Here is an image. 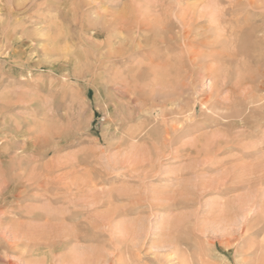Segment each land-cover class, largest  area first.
Instances as JSON below:
<instances>
[{
	"label": "rangeland",
	"instance_id": "374dc122",
	"mask_svg": "<svg viewBox=\"0 0 264 264\" xmlns=\"http://www.w3.org/2000/svg\"><path fill=\"white\" fill-rule=\"evenodd\" d=\"M248 94L264 0H0V264H264Z\"/></svg>",
	"mask_w": 264,
	"mask_h": 264
},
{
	"label": "bare ground",
	"instance_id": "6f19581e",
	"mask_svg": "<svg viewBox=\"0 0 264 264\" xmlns=\"http://www.w3.org/2000/svg\"><path fill=\"white\" fill-rule=\"evenodd\" d=\"M247 2V1H246ZM251 2V1H250ZM234 3V2H233ZM222 14V13H221ZM171 16V15H170ZM190 23V22H189ZM184 25V24H183ZM181 27V26H180ZM196 27V26H195ZM183 28H184V26H183ZM182 29V28H181ZM186 29V28H185ZM183 30V29H182ZM194 30V29H193ZM198 31V30H197ZM197 31H196V33H197ZM191 34V33H190ZM247 34V33H246ZM5 35V34H4ZM13 37V36H12ZM191 39V38H190ZM206 39V38H205ZM9 41V40H8ZM207 42H208V40H207ZM206 42V43H207ZM205 43V44H206ZM175 44V43H174ZM203 44V43H202ZM190 45V44H189ZM184 46V45H183ZM140 47H141V45H140ZM159 48V47H158ZM181 51V50H180ZM183 52V51H182ZM158 53H160V52H158ZM184 53V52H183ZM183 55V54H182ZM182 57V56H181ZM181 61V60H180ZM179 62V61H178ZM39 63V62H38ZM177 64V63H176ZM179 65V64H178ZM170 67V66H169ZM176 67V66H175ZM169 69V68H168ZM209 69V68H208ZM181 70V69H180ZM183 70V69H182ZM146 72V71H145ZM148 72V71H147ZM146 72V73H147ZM165 72H166V70H165ZM164 72V73H165ZM168 72V71H167ZM188 72V71H187ZM177 73V72H176ZM194 73V72H193ZM152 74V73H151ZM187 74V73H186ZM185 75V74H184ZM189 75V74H188ZM153 76V75H152ZM171 76V75H170ZM173 76V75H172ZM168 77V76H167ZM139 77H137V79H138ZM158 79V78H157ZM168 79V78H167ZM138 81H139V79H138ZM144 81H146V80H144ZM133 82H137V81H132V83ZM165 83V82H164ZM145 85V84H144ZM174 87H176V85L174 86ZM179 88V87H178ZM185 88V87H184ZM133 90V89H132ZM157 90V89H156ZM146 91V90H145ZM166 91V90H165ZM136 92V91H135ZM175 94V93H174ZM133 95V94H132ZM131 96V95H130ZM129 96V97H130ZM139 96V95H138ZM236 96V95H235ZM249 96V98H250V100L252 101V103H257V102H262L263 100H264V96L263 97H256V96H254V95H252V94H248L247 95V97ZM13 97V96H12ZM9 98V97H8ZM11 98V97H10ZM138 98V97H137ZM179 98V97H178ZM5 99V98H4ZM22 99V98H21ZM247 98L246 97H244V99H243V101L245 102V100H246ZM138 100V99H137ZM146 100V99H145ZM207 100V99H206ZM9 101V100H8ZM170 101V100H169ZM176 101V100H175ZM143 102V101H142ZM141 102V103H142ZM145 102V101H144ZM172 102H173V100H172ZM213 103V102H212ZM249 103V102H248ZM204 104H206V103H204ZM203 104V105H204ZM247 104V103H246ZM155 105V104H154ZM153 105V106H154ZM164 105V104H163ZM171 105H172V103H171ZM174 105V104H173ZM172 105V106H173ZM253 105V104H252ZM142 106V105H141ZM157 106H159V105H157ZM156 106V107H157ZM177 106V105H176ZM234 106V105H233ZM264 106V105H263ZM160 107V106H159ZM178 107V106H177ZM202 107V106H201ZM210 107V106H209ZM170 108V107H169ZM7 109H8V107H7ZM158 109V108H157ZM164 109V108H163ZM166 109V108H165ZM168 109V108H167ZM171 109V108H170ZM173 109V108H172ZM233 109V108H232ZM262 109V108H261ZM179 110V109H178ZM206 110V109H205ZM168 111V110H167ZM172 111V110H171ZM176 111V110H175ZM2 112V111H1ZM149 112V111H148ZM147 112V113H148ZM170 112V111H169ZM210 112V111H209ZM248 112V111H247ZM155 114H156V112H155ZM230 114H232V112L230 113ZM234 114H235V112H234ZM160 115V114H159ZM167 115H168V113H167ZM151 116V115H150ZM215 116V115H214ZM228 116V115H227ZM179 117V116H178ZM243 118V117H242ZM258 119V118H257ZM234 120V119H233ZM242 120V119H241ZM245 121V120H244ZM240 122V121H239ZM231 123V122H230ZM144 127V126H143ZM232 129V128H231ZM141 130V129H140ZM147 130V129H146ZM234 130V129H233ZM142 131V130H141ZM165 131V130H164ZM138 133V132H137ZM226 134V133H225ZM150 137V136H149ZM163 137V136H162ZM216 137V136H215ZM228 137V136H227ZM223 142V141H222ZM165 145V144H164ZM163 145V146H164ZM231 145V144H230ZM221 146V145H220ZM219 147V146H218ZM223 147V146H222ZM170 148V147H169ZM227 149H229V148H227ZM193 155V154H192ZM192 158V157H191ZM17 178H19V177H17ZM20 180V179H19ZM32 183V182H31ZM15 190V189H14ZM0 192H3V191H0ZM17 194V193H16ZM3 197V196H2ZM3 200V199H2ZM136 206V205H135ZM64 235V234H63ZM76 248V247H75ZM101 251V250H100ZM235 251V250H234ZM132 255V254H131ZM138 255V254H137ZM114 257V256H113ZM189 262V261H188Z\"/></svg>",
	"mask_w": 264,
	"mask_h": 264
}]
</instances>
